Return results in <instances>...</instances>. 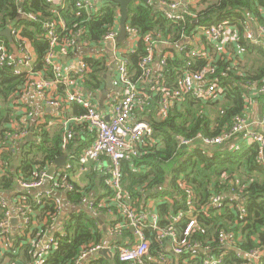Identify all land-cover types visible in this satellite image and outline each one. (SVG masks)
Returning a JSON list of instances; mask_svg holds the SVG:
<instances>
[{"label":"trees","instance_id":"1","mask_svg":"<svg viewBox=\"0 0 264 264\" xmlns=\"http://www.w3.org/2000/svg\"><path fill=\"white\" fill-rule=\"evenodd\" d=\"M76 2L77 0H66L61 15L69 29L82 30L76 40L77 43L79 41L99 43L107 29L120 23V5L114 0H104L102 6L91 13L78 8ZM194 10L197 12V18L188 16L185 21H172L164 16L155 0L149 3L140 1L130 3L127 27L137 28L140 39L135 50L125 53L124 57L128 60L134 81H138L143 75L140 64L147 54V46L143 39L146 35L157 36L160 33L163 40L176 46L175 43L183 41V36L193 35L199 25L227 21L231 26H238L240 32L243 31V24L248 21L264 25V0H204L202 7ZM29 13L36 15L38 19H30L26 16ZM47 19H59L52 13V5L48 0H0V32L12 26L22 25L24 27L22 34L31 41L37 54L36 68L43 70L50 78L51 68L44 62L49 50V43L43 36V24ZM29 26H35L36 31H31ZM67 34V30L62 31L61 37ZM5 39L7 45L11 47L10 40ZM200 39L210 49L212 61L207 58H193L189 56L188 49L174 47L164 49L159 54L156 48L157 59H162L166 52L172 53V56H168L166 64L161 66L162 78L159 83L157 77L146 78L142 83H138L148 97L143 96L141 99L145 104L135 107L136 114L149 117L154 131L151 136H146L142 140L139 155L123 162L122 186L130 200H140L138 208L141 202L147 201L149 197L169 196L173 199V202L158 204L161 225L166 226L173 221L171 215L185 208L186 194L182 189V183L185 182L193 189L197 201V211L192 216L198 218V225L190 239L204 244L210 243L215 249L213 252L215 255L225 252L223 264H248L245 256L238 253L235 248H221L218 234L223 230L234 231L238 246L244 253L264 247V166L260 161L258 143L240 142L239 139L244 137L242 134L238 139L234 138L217 145L208 154L201 142L195 140L193 146L187 147L181 144V140L193 139L198 133L207 137L219 136L232 128L237 116L246 115L250 106L249 83L264 84V48L242 37L238 42L233 41L225 45L224 50L228 52L231 48L234 51L240 48L242 51L241 55L231 56L228 52L214 51L215 44L208 45L205 35L200 36ZM120 45L123 46V43ZM244 58L250 59L248 62L253 63L247 62L242 66ZM86 60L91 71L83 80L84 86L93 90L98 89L108 70L105 59L90 57ZM209 64L216 69L215 76L223 90L221 94L210 100H197L186 95L181 101L171 105L166 116L160 114L162 91L158 87L177 88L185 72L201 70ZM24 84L25 75L14 76L8 67L0 64V140L3 139L5 132L12 128L11 124L16 116L15 100ZM253 98L264 109V93ZM73 112L80 116L84 113V108L73 104ZM84 125L78 128L88 130L87 124ZM34 130L41 140L31 143L23 150L21 148L19 159L8 151L2 154L4 159L10 160L11 166L4 175L0 174V194L16 187L19 173L24 177H34L40 170H47L63 154V130L51 134L46 127L40 125H35ZM74 140L69 143V149L72 148ZM234 142L237 146H232ZM16 151L18 152L17 149ZM108 177L107 173L98 180L99 185L108 190L104 197L112 194ZM60 181L72 182V179L66 174L61 175ZM233 190L242 195L243 204L247 209L244 218L240 217L238 209L232 208L229 204L221 209L209 207L207 214L201 211L208 205L214 193L231 194ZM86 192L76 186L75 191L68 192V198L71 202L79 204L82 197L87 195ZM20 195H25L33 205L35 204L33 190H22ZM97 197L101 198L100 195ZM55 198L54 195L50 196L36 207L38 225H29L16 234L11 233L5 239H0V245L6 240L12 243L4 255L0 256V264H38L36 250L30 240L44 236L47 229L50 230L52 226V216L59 215ZM109 204V208L117 213V205ZM107 210L108 207L103 209L107 216L106 221L111 225L116 220ZM79 211L72 214L71 220L65 223L64 235L57 233L56 236H59L57 247L39 264H73L83 248L104 242L107 233L101 227L99 215L88 212L85 208ZM2 217L3 212L0 208V220ZM118 219L121 220L120 217ZM187 219L185 217L174 222L173 227L178 234L184 231ZM124 232L126 235L132 234L131 228L124 229ZM146 233L154 242L152 255L162 252L161 246L155 242V231L147 229ZM261 263L264 264V257ZM91 264L126 263L98 256L92 259Z\"/></svg>","mask_w":264,"mask_h":264},{"label":"built area","instance_id":"2","mask_svg":"<svg viewBox=\"0 0 264 264\" xmlns=\"http://www.w3.org/2000/svg\"><path fill=\"white\" fill-rule=\"evenodd\" d=\"M155 1L163 11L164 16L169 20L185 21L188 16L197 18V12H194L195 10L189 2L178 0ZM48 3L52 5V13L59 18L47 19L43 24V36L49 43V50L45 55L44 62L51 68L52 77H46L43 70L36 68V61L33 62V55L30 52L28 41H25L20 32L24 28L22 25L20 27H10L14 41L19 48V54L13 52L7 45L6 39L0 35V64L1 66L8 67L14 76L25 75V84L21 87L18 97H25L30 94L43 95L49 107H54L59 111V114L63 112L66 106L72 104H78L84 108L82 115L76 117L67 116L62 122L64 131L62 141L63 151L68 150L69 143L75 137L72 122L87 124L95 134L93 142L83 149L81 154L70 157L72 161L73 159H78L80 167L83 168L90 162L107 160L112 194L104 199H96L87 194L82 197L79 204L87 209L88 212L99 216L104 214L103 209L108 207V213L114 215V219L116 220L108 226L106 232L107 236L112 237L113 241L108 244L103 242L83 248L73 264H91L92 259L95 257L91 258L90 256L105 248L110 250V257L108 258L111 260L117 259L126 264H177L176 261L179 259H181L182 264H223L224 251L220 255H215L213 254L215 249L210 243L206 242L204 244L198 240L193 241L190 239L195 230L194 228L198 225V218L192 216L197 211V201L194 191L189 185L185 182L182 183V189L186 194L184 200L185 208L179 209L177 214L171 215L170 218L173 221L166 226L161 225L158 204L168 201L173 202V199L169 196L149 197L144 202V207L138 208L135 204H132L130 196L122 186V179L124 177L123 162L138 156L143 145L142 140L146 136H151L154 131L149 120H139L134 117L135 107L145 104V101L141 98L143 96L148 97L142 88L138 86V83H142L146 78H155V64L158 62L163 66L166 64L167 57L172 56V53L166 52L162 59H157L156 48L161 45H172V43L163 40L160 33L157 36L151 34L144 36L147 54L143 57L140 64L143 75L138 81H134L132 79L133 75L129 70L128 60L124 57V54L133 52L135 47L118 48L120 23L107 29L103 35L102 42L111 43L114 48L115 60L118 61L117 77L123 89L122 96L114 102L110 118L107 119L93 100L82 92L83 80L91 71L87 60L78 59L75 62L72 61V63L68 62L66 64H63L60 60L61 58L71 57L73 50L77 46L76 40L80 37L82 30L74 31L66 26L65 20L61 15V9L65 7L66 0H48ZM76 6L86 10L88 13L96 10L93 0H77ZM26 16L33 20L38 19L32 13L26 14ZM66 30L68 34L65 37H61V32ZM127 31L132 35H137L138 39H140L137 28L127 27ZM202 35H205L208 41L220 45H228V43L233 41L238 42L243 37L250 43L264 48V25L259 23L254 24L251 21L243 24L242 32H240L238 26H231L227 21L212 25H199L193 35H185L181 43L175 44L180 49H188L189 56L193 58H207L209 61H212L210 51L201 48L200 44L202 42L200 36ZM102 59L105 58L103 57ZM215 74V67L209 64L201 70H189L185 72L177 88L167 89L165 87H158L162 91L159 113L166 116L171 105L176 101H181L186 95L197 100L216 99L223 90L219 87ZM161 78L162 74L159 73L157 75L158 83ZM249 88V101L250 99L252 100L253 96L264 93V84L257 85V83L250 82ZM17 105L18 103H16ZM28 115H33V113L30 111ZM259 123L264 127V109ZM11 127V130L6 131L3 139L0 140L1 175H4L11 166L10 160L4 159L2 154L5 151L16 154L17 147L25 141L28 133L27 129L19 130L15 126V123H12ZM242 134L244 137L239 139L240 142L245 141L248 144L253 142L258 143L260 161L264 166V132L257 129L246 115L237 116L232 128L219 136L207 137L202 133H198L193 139H182L181 144L187 147L193 146L195 140H197L201 142L207 153L210 154L212 149L217 145L234 138L238 139ZM232 146H237L236 142ZM71 167L73 168V164L69 163L67 168ZM60 179V173L54 172L49 175L46 169L40 170L34 177H24V175H20L19 173L16 185L20 186L23 190H33L35 192V204L33 205L25 195H20L16 201V212L12 213L6 200L0 196V208L3 212V217L0 220V239H5L8 234L12 233L14 218H16L17 222L21 221L23 228L35 224L36 207L43 203L44 199L53 195L56 197V193L59 190L66 192L76 190V185L73 182L66 181L63 183ZM47 181L50 187H47ZM228 196L229 198H227ZM242 199V195L234 190L231 194L216 192L212 195L208 205L204 206L201 211L207 214V208L209 207L221 209L226 204H229L232 208L238 209L240 217L244 218L247 209ZM54 201L57 211L60 212V199L56 197ZM109 203L117 205V213L109 208ZM185 217L188 218V223L182 234H178L173 224ZM56 218L57 214L53 215L52 221H55ZM126 228H131V235L125 234L124 229ZM147 229L155 231V242L161 246L162 252L156 255H152L151 253L154 242L147 235ZM64 233L65 230L61 234L64 235ZM218 240L221 248H235L238 253L244 255L248 264H262L264 247L252 249L247 253L242 252V249L238 246L237 235L234 231L223 230L219 232ZM30 242L36 250V263L39 264L57 247L59 236L44 234V236Z\"/></svg>","mask_w":264,"mask_h":264},{"label":"crops","instance_id":"3","mask_svg":"<svg viewBox=\"0 0 264 264\" xmlns=\"http://www.w3.org/2000/svg\"><path fill=\"white\" fill-rule=\"evenodd\" d=\"M104 0H93L95 3L96 9L101 7L103 4ZM178 1H183V2H189L191 7L193 9L201 8L203 5L204 0H178ZM10 28V27H9ZM35 26H29V29L31 31H36ZM4 37V36H3ZM13 37V36H12ZM6 38V37H4ZM8 39V38H7ZM25 41H28L27 39ZM123 43V46L120 44ZM118 41V48H127V47H136L137 42H138V37L137 35H132L131 33H127L125 39L123 41ZM210 42V41H209ZM11 43V50L15 52L16 54H19V48L17 47L14 38ZM30 52L31 49L33 48V45L31 41H28ZM203 50H208L210 49L207 47V44L201 43L200 44ZM208 45H214V43L210 42ZM226 45V44H225ZM177 47V45H161L158 47V53H162L164 49H170ZM215 47H218V49H223V45L220 44H215L213 47V50ZM232 48L228 51L229 54L235 55V54H240L241 55V50L240 48H237L236 51L232 50ZM220 53V52H219ZM234 53V54H233ZM32 54V53H31ZM99 58L102 59L103 57L105 58V63L108 67L107 72L105 73L104 79L102 84L98 89H90L87 86L82 85V92L89 97L90 99L93 100V102L99 107V109L102 111L103 115L109 119L110 118V113L112 106L114 105V102L119 99L122 96L123 89L122 86L118 80V61L115 60V53H114V48L111 45V43L108 42H99V43H90V42H84V41H79L77 43L76 48L73 50L71 57L69 58H61V62L63 64H66L68 62L72 63V61H76L78 59H86V58ZM37 61V57H36ZM161 69V65L157 62L154 66V74L155 77L159 75ZM47 77V76H46ZM87 89L86 92L84 90ZM16 103H18L17 106H15V114L16 116L14 117L12 123H15V126L18 127L19 130L27 129L28 133L26 135V139L24 142H22L21 145L17 147L18 152L15 154L16 159H19L20 155V150L24 147H27L33 142L40 141L41 138L36 135V130H34V126L40 125L43 127H46V129L51 133H57L59 130H63L62 127V122L63 120L69 116V117H76L79 114H74L73 112V104L72 106H66L61 114H59V111H57L54 107H49L47 104V101L45 97L42 95H36V94H30L25 97H18L15 100ZM32 112L33 115H28V112ZM262 107L260 104L256 101V99L252 98L250 99V106L248 108V111L246 113V116L249 118V120L254 124V126L257 129H260L261 131L264 132V127L260 125L259 120L262 116ZM134 117L138 118L139 120L145 119L149 120V117L145 116H139V114L134 115ZM75 121V120H73ZM84 125L85 123H78V122H72V128L76 134L75 140L72 142V148L66 151H63L62 155H66V164L64 166H58L56 161L55 163L50 166L47 170L51 167L54 168V172L60 173V175H70L72 182L81 189L86 190L88 196H91L96 199H104L107 197H104V195L108 192L105 188H103L101 185H99L98 180L100 176L106 175L108 172L107 168V160L104 159L100 162H90L86 164L83 168L80 167L78 159H73L70 158L72 155L78 156L81 154L83 149H85L87 146H89L94 139V132L90 129L88 126V130H80L78 127ZM85 126V125H84ZM77 130V131H76ZM32 133V140H28L29 135ZM64 134V132H63ZM79 153V154H78ZM61 155V156H62ZM73 164V168H67L68 164ZM53 172V173H54ZM71 182V181H69ZM47 187H50L49 182H46ZM108 185L110 188V183H109V177H108ZM111 189V188H110ZM22 188L20 186H17L12 189V190H7L4 191L0 194V196L6 200L9 208L11 209L12 213L16 212V201L20 197V193L22 192ZM89 190V191H88ZM68 192L66 191H57L56 197H58L61 201V210L59 212V215L57 216L55 221H52V226L47 231L45 232L46 235L52 236V235H57V233L61 234L65 230V223L71 220L72 214H77L79 213L80 209L83 208L80 206V204H75L69 200ZM100 195L101 198H98L97 196ZM149 197V196H147ZM137 201H132V204H135L137 206L138 202ZM144 202H141L140 208L144 207ZM105 214V213H104ZM106 215V214H105ZM107 218V216H106ZM101 227L103 229L104 223H107V226H110L108 222L105 220L104 222L101 220ZM39 220L36 218L35 224L38 225ZM108 228V227H107ZM20 229H23L21 226V221H18L16 223H13L12 225V233L16 234L19 232ZM112 238V237H111ZM109 236L106 235L104 242L105 243H112L113 239H111ZM32 240V238H31ZM30 240V241H31ZM12 243L9 242V240H6L5 243H1L0 245V256L4 255V253L7 251L8 248H10ZM105 256V255H102ZM107 257V256H106ZM177 264H182L181 259L176 261Z\"/></svg>","mask_w":264,"mask_h":264},{"label":"water","instance_id":"4","mask_svg":"<svg viewBox=\"0 0 264 264\" xmlns=\"http://www.w3.org/2000/svg\"><path fill=\"white\" fill-rule=\"evenodd\" d=\"M116 3H118L120 5V29H119V33H118V41H123L128 33L127 31V21H128V17H129V5L131 2L133 1H140V2H144V3H149L151 0H114ZM11 28H7L3 31L0 32V35L8 38L10 41L13 40L12 37V33H11ZM112 45V44H111ZM69 58V57H68ZM65 59V58H64ZM87 89L84 90V92H86ZM32 133L29 135L28 140H32ZM56 163L58 166H64L66 164V155H62L59 158L56 159ZM54 171V168L51 167L48 171V174L51 175ZM101 218V220L104 222L106 220V215L105 214H101L99 216ZM14 223L17 222L16 218H14L13 220ZM107 223H104L103 225V229L105 232H107ZM98 255H105L107 257H110V250L108 248L102 249L96 253H94L92 256H90L91 258H94Z\"/></svg>","mask_w":264,"mask_h":264},{"label":"rangeland","instance_id":"5","mask_svg":"<svg viewBox=\"0 0 264 264\" xmlns=\"http://www.w3.org/2000/svg\"><path fill=\"white\" fill-rule=\"evenodd\" d=\"M21 35H22V37L26 40H28V41H30L28 38H26L23 34H22V32H23V28L21 29ZM208 43H210L209 41H208ZM225 49V45H223V49H218V47H215L214 48V51H216L217 53H224V51H226V50H224ZM31 53H32V55H33V62L34 61H36V57H37V54H36V51H35V49H34V47L31 49ZM248 60H250V59H247V58H244L243 59V61L241 62V65L242 66H244V65H246L247 64V62H248ZM253 60V59H252ZM249 64H252L253 62L252 61H250V62H248ZM23 69L24 70H26V68L25 67H23Z\"/></svg>","mask_w":264,"mask_h":264}]
</instances>
